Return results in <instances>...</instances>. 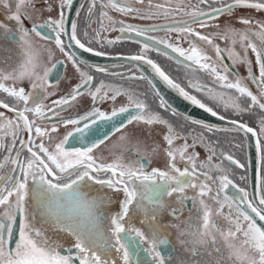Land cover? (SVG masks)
<instances>
[{"label": "snow or ice", "instance_id": "obj_1", "mask_svg": "<svg viewBox=\"0 0 264 264\" xmlns=\"http://www.w3.org/2000/svg\"><path fill=\"white\" fill-rule=\"evenodd\" d=\"M135 3L144 5L145 0ZM73 4L74 0H0V12L5 14V19L0 20V41L13 46L0 44V52L5 53L0 55V93L6 94L0 98V107L13 114L0 111V150L6 153L0 161V264H264V227L256 219L264 222V176L258 178L259 194L240 187L231 178V170L224 167V161L246 171L245 164L223 149L218 151L219 141L213 142L205 135L251 134L256 137L255 146L264 163V20L236 15L238 9L264 12V0H198L190 10L182 4L173 7L153 0H147L146 8L127 0H107L101 9L140 20L163 16L165 22L127 23L102 10L97 30H91L90 25L97 0H89L86 9L84 4L79 5L89 22L80 35L77 21H70L66 15ZM52 11H56L55 17L45 15ZM181 14L187 18L168 19ZM76 16L79 18L81 12L77 11ZM105 17L109 21L107 28ZM221 17H225L223 25L219 22ZM237 24L243 27L238 28ZM116 25L120 35L115 39L103 35L116 30ZM193 25L200 29L213 27L215 31L202 34ZM156 30L166 35L152 34ZM169 32L177 34L176 42L167 36ZM133 36L140 48L136 54L121 56L133 62L127 74L89 63L77 51L103 57L108 53L91 45L110 46ZM181 40L188 41L187 48ZM217 41L228 46L221 47ZM50 42L64 59L55 58ZM249 50L255 55L258 75L252 70ZM152 51L174 60L189 74L193 68L204 70L220 91L198 79H188L189 88L238 117L258 115L259 133L238 119L229 121L231 128H219L179 113L139 62L148 65L155 77L191 104L213 117L226 119L149 58ZM225 59L232 65H246L247 76L233 71ZM68 63L72 65L75 83L47 103L57 95L62 78L60 67ZM93 72L125 81H147L157 100L156 107L149 103L147 92L104 80L97 83ZM24 81H28L27 90ZM249 81L257 92L249 87ZM118 97H125L126 102L116 106ZM81 100L89 102L84 111L62 115ZM105 103L112 107L102 109ZM163 113H170L173 118L180 116L186 124L202 131L189 132ZM108 122L112 134L121 133V143L113 145L121 154L111 162L95 151L110 139L104 131ZM130 125L132 131H124ZM60 127L67 129L62 138ZM156 128L163 131L156 132ZM154 134L161 137L165 146L155 141ZM177 140L183 143L177 146ZM123 144L131 145V150ZM198 147L205 149L204 159H200ZM161 151L166 157L165 167L148 170L149 157ZM123 152L134 153L138 158L125 162ZM217 155L221 158L219 163L214 160ZM239 179L246 181L247 177L241 175ZM189 191L193 194L189 195ZM113 193L123 195L115 212L111 210ZM188 202L191 209L187 219H182ZM163 213L178 222L163 223ZM221 217L227 222L226 230L219 225L217 218ZM134 218H140V227L132 223ZM173 235L183 253L175 261L173 256L178 249L170 238Z\"/></svg>", "mask_w": 264, "mask_h": 264}, {"label": "flooded vegetation", "instance_id": "obj_2", "mask_svg": "<svg viewBox=\"0 0 264 264\" xmlns=\"http://www.w3.org/2000/svg\"><path fill=\"white\" fill-rule=\"evenodd\" d=\"M107 0H97V9L95 10V15L92 17V20L90 22L91 25V30H97L99 28V21H100V17H99V13L102 10H107L109 15L112 16L114 19L117 20H125V22L127 23H135V24H150V23H156V24H163L165 22V18L163 16H160L157 19L154 20H140V19H136L133 17H129V16H124L112 9H101L100 5L102 3H106ZM127 2L133 3L134 6L136 7H142V8H146L147 7V0H145V4L144 5H140L135 3V0H127ZM170 3L171 6L175 7L178 4H182L185 5L189 8H191L192 5L196 4L198 2V0H153V3ZM89 3V0H82L80 4H84L85 5V9L87 8ZM80 11L81 12V16L78 18L76 16V12ZM51 14L52 16H56L57 13L56 11H52L51 13H45V15H49ZM67 15V13H66ZM236 15H246V16H251L254 20H264V12H259V11H255V10H250V9H238L236 11ZM186 19L187 17L181 15H176L175 17H168V19ZM223 18V17H221ZM5 19V14L3 12H0V20H4ZM73 20H76L78 23V35L81 34V32L88 26V21L86 19V12L82 9H80V7L77 8V10L74 13V17ZM7 22V21H5ZM103 22L105 25V28L108 27L109 21L107 20V18H103ZM220 22V21H219ZM24 23L28 26H30V22L28 20H24ZM221 25H223L222 22H220ZM116 30H108L103 32V35L106 36L109 39H115L118 35H120L119 33V25H116ZM193 27H197L196 25H193ZM236 27L240 28L243 27L240 24H237ZM198 31H201L202 34H209L213 31H215V29L213 27H209V28H205V29H200L197 27ZM152 34L157 35V36H165V32L160 31V30H156L155 32H153ZM167 36L170 38L171 41L176 42L177 40V34L176 33H167ZM64 39L67 41V37H64ZM136 39L134 36L132 39H121L120 41H118L117 43L110 45V46H105V47H100L99 45H91L94 48H96L97 51H105L107 52L109 55H116V54H121V55H133L136 54L137 51L140 48V45H138L136 43ZM181 43V45L185 48L188 47V41L187 40H181L179 41ZM217 43H221V47H226L225 42L221 41V42H217ZM0 44H3L5 47H13L9 42L7 41H0ZM51 47L53 48V50L56 52V59H64L63 55L55 48L54 43H51ZM158 47L161 48V45H157ZM210 54V52H209ZM0 55H5V53L0 52ZM214 56V53L210 54ZM253 58H251L252 60V70L255 74H259V69H258V65L256 64L255 61V55L254 53L252 54ZM149 58L153 59L154 61H156L158 64H160L162 66V64H168L170 65V70H171V76L173 78H188V79H192V80H199L201 84H205L209 87H216L215 82L213 80V78L207 74L204 70H197L196 68H193L189 74V70L181 67V66H177L174 60H169L167 57L163 56L161 53H157L155 51H152L149 53ZM231 62V61H230ZM230 62L228 60L225 59L224 63L228 64L229 67L233 68V71H239V74L241 76H247V67L246 65L243 64H236V65H232L230 64ZM107 66L109 68L110 71L112 72H118V73H125L127 74V70L129 68H132L131 64L128 63H122V64H113V65H104ZM60 74H61V79H60V83L58 85V90H57V95L56 96H52L49 98V101H47V103H50L51 100L53 99H57L59 95L64 94L65 92H67L71 86V84L75 83L74 77H73V68L72 65L70 63L67 64L66 67L61 66L60 67ZM95 78H96V82L98 83L100 80H104L106 83H111L114 85H122L124 88H135V90L137 92L140 93H145L147 92L149 94V103L153 106V108L156 107L157 104V100L152 96L150 88L151 86L148 84L147 81L144 80H135V81H125L122 80L120 77H112L110 75H106V74H96L95 72L92 73ZM137 75H139V71L137 70ZM208 82L210 84H208ZM10 83V82H7ZM249 87L252 89V91L255 93L257 92V89L254 85L251 84V82L249 81ZM212 84V85H211ZM23 86L26 88V90L29 88V84L28 81H24L23 82ZM51 90V89H50ZM194 89L190 88V92L193 93ZM195 92V91H194ZM4 96H6V94L0 93V98H3ZM201 98L202 100H204V102L207 103L204 95L202 94ZM126 102V98L125 97H118L117 98V104L116 106H119L120 103H125ZM89 106V102L87 101H79L77 107H74L72 109H70L69 111H66L64 113H62V115H69V114H74L77 111H84L87 107ZM102 109L107 110L110 107H112V105L110 103H105L101 105ZM214 110L218 111L220 113V115H224L226 118L229 119H238L243 123H247L250 127L256 128L257 129V133H259V126H258V115H250V114H244L242 117H238L236 116L234 113L230 112V111H225L223 109H220L219 107H217L219 110H217L215 107H213ZM0 111H4L6 113V115L8 116H12L13 114L11 112H8L7 110L3 109L2 107H0ZM257 113L259 114V110H256ZM168 117L169 119H171L173 121V123H180L183 124L185 126V128L188 129L189 132H194V133H199L202 130L194 125H190V124H186L182 117L177 116L175 118L171 117L170 113H168ZM167 118V117H166ZM50 127V124L47 125ZM221 128V127H219ZM133 126L130 125L128 127V129L124 130V131H132ZM67 131V129L60 127L59 129V135L62 138L63 134ZM104 131H107L110 135V139L107 140L105 142V145H101V147L96 151V154H103V156L106 158L107 162H111L116 155H120L121 154V150L118 148H113L114 144L117 143H121L118 141L119 136L121 135L120 132L114 133L112 134V130H111V122H108L107 125H105L104 127ZM156 132H162L163 129L162 128H156L155 129ZM57 134H53V136L55 137ZM206 137L210 140H212L213 142L215 141H219V147H218V151L219 149H223V151L232 154L234 156L235 159L239 160L241 163L245 164L246 166V171L243 169H239L234 165L229 164L227 161H224V167L229 168L232 172V179L235 181L236 184H239L240 187H244L246 188L250 193L251 191V181H250V169H249V152L247 149V142H246V137L244 136L243 133H236V132H217L214 134H210V133H205ZM26 136V134H25ZM254 137V141L256 144V137ZM154 139L155 141H157L161 147L165 146L164 145V141L161 139V137L159 135H155L154 134ZM7 142V141H6ZM189 142H191V138H189ZM151 143V142H149ZM183 143L182 140H177L175 142V144L177 146L181 145ZM234 145H239V147H234ZM261 145L264 146V136H261ZM75 146H80L79 144H76ZM123 147H128L131 150V145H127V144H123ZM108 149H111V152L108 151ZM198 152H200V159H204L205 155H206V151L203 147H198L196 149ZM257 150V149H256ZM6 153H4L2 150H0V161H2L3 159V155H5ZM125 159V162H127L129 159H132L135 157V154L132 153L131 155L129 154V152H123L122 153ZM25 155H27V153H25ZM261 156V152L257 151V158H258V178L260 176H264V163L261 162L260 159ZM138 158V157H135ZM151 163H150V167L148 170L151 169V167H160V168H164L165 167V163H166V157L164 156L163 152H159L156 155H153L151 157H149ZM214 160L216 163H219L221 158L219 157V155H217L216 157H214ZM180 167H183L184 164L183 162H180L179 164ZM4 173H7L8 169H4L3 170ZM241 175H246L247 180L246 181H241L239 179V177ZM257 178V187H256V192L259 194L260 193V184H259V179ZM213 187H215L213 185ZM106 191H108L106 189ZM231 191H235V189H230ZM189 195H192L193 193L191 191H189L188 193ZM113 199V203L111 205V210L113 212L118 211L119 210V201L121 199H123V195L122 193H113L112 196ZM209 203L211 204L212 202L209 201ZM213 207H215V205H213ZM191 209V203L188 202L185 205V209L183 211V217L182 219H187L188 214H189V210ZM225 211H227V209H225ZM192 215L195 216V211H192ZM19 219V218H18ZM139 219L140 218H134L132 220V223L137 226L140 227V223H139ZM161 221L163 223L166 224H175L178 221L175 220V218H173L171 215H169L168 213H163L160 217ZM219 219V225L222 229L226 230L228 225L227 222L221 217V218H217ZM173 233L175 232V230H172ZM172 239L173 245L178 249V251L176 252V254L173 256V260L175 261L177 256H183V253L181 251H179V245L176 243L175 240V235H173L172 237H170ZM239 241H237L238 243Z\"/></svg>", "mask_w": 264, "mask_h": 264}, {"label": "water", "instance_id": "obj_3", "mask_svg": "<svg viewBox=\"0 0 264 264\" xmlns=\"http://www.w3.org/2000/svg\"><path fill=\"white\" fill-rule=\"evenodd\" d=\"M81 1L82 0H74L72 10L70 12H67V16L70 21L73 20L74 13L79 7ZM161 48L165 51H171L169 49H166L162 45H161ZM77 51L81 53L83 57L89 61V63L100 64V65H113V64L128 63V64L133 65V62H130L126 59H121V56H128V55H121V54L109 55L108 54L106 56L101 57V56L94 55V53H85L83 52V50L77 49ZM173 55H178V54H173ZM139 63L141 64V67L144 73L148 75L151 79H153V82L156 84V87L160 89L161 94L165 97L166 100L169 101V103L173 107H175L178 110L179 113L191 115L194 119H201V120H204L205 122L213 123L221 128H231L232 127L229 121L233 119L226 118L225 120H220L218 117L211 116V114L207 113L205 110L200 109L198 106L193 105L191 104V102L185 100L174 89L169 88L162 80H160L158 77H155L154 74L152 73L151 68L148 65L143 64V62H139ZM246 142H247V149L249 152L250 181H251V187H252L251 191L256 192L257 178H258V158H257V150L255 146L254 137L251 134H249L246 137ZM256 219H257V222L261 224L262 227H264V222L259 221L258 218Z\"/></svg>", "mask_w": 264, "mask_h": 264}, {"label": "rangeland", "instance_id": "obj_4", "mask_svg": "<svg viewBox=\"0 0 264 264\" xmlns=\"http://www.w3.org/2000/svg\"><path fill=\"white\" fill-rule=\"evenodd\" d=\"M224 19H225V17H223V18H220V22H224ZM217 42H221V41H217ZM221 44V43H220ZM225 44H226V42H225ZM228 45L226 44V47H227ZM213 52H211V50H210V54H212ZM252 52L249 50V52H248V58L249 59H251V58H253V56H252ZM166 72H168L169 73V75H171L170 73H171V70H170V65H168V64H162V66H161ZM178 83H180L183 87H185V89L186 90H190V88H189V85H188V83H187V80H188V78H174ZM208 84H210L209 82H208ZM212 85V84H211ZM212 88H214L215 90H217V91H220V89H218L217 87H212ZM193 91V95H197V97L198 98H203L202 97V94L203 93H199V92H197L196 90H192ZM195 91V92H194ZM204 95V94H203ZM204 97H205V95H204ZM205 99H206V101H207V103H209V101L207 100V98L205 97ZM209 106H211V107H215L217 110H219L217 107H219L220 109H223V110H225L221 105H219V104H216L215 102H211V103H209ZM220 111V110H219ZM167 118H169L168 116V113H163Z\"/></svg>", "mask_w": 264, "mask_h": 264}]
</instances>
